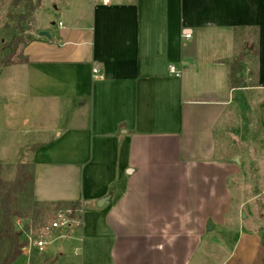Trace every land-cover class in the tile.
<instances>
[{"label": "crops", "instance_id": "crops-1", "mask_svg": "<svg viewBox=\"0 0 264 264\" xmlns=\"http://www.w3.org/2000/svg\"><path fill=\"white\" fill-rule=\"evenodd\" d=\"M57 1L58 27L34 29L24 60L0 68L26 115L10 166L23 154L34 165L37 210L81 214L48 237L72 241L73 264H193L210 233L234 228L219 264H264V0ZM254 45V86H233ZM251 89L255 115L242 102Z\"/></svg>", "mask_w": 264, "mask_h": 264}, {"label": "rangeland", "instance_id": "rangeland-1", "mask_svg": "<svg viewBox=\"0 0 264 264\" xmlns=\"http://www.w3.org/2000/svg\"><path fill=\"white\" fill-rule=\"evenodd\" d=\"M43 7L36 8L42 5ZM62 2L57 0H0V61L11 56V60L14 63L22 62L24 60L23 49L27 43L32 39V31L40 26H47L51 30H55L58 27L59 20L61 19L60 14L55 10V6H61ZM55 23V25H53ZM255 45L251 48L250 55L243 53L240 49L238 56V67L232 71L231 83L233 86L244 85L246 87H253L256 79V49ZM236 63V64H237ZM4 68V67H3ZM8 71L4 70L3 74H0V158H8L10 161L5 163L7 166H2V177L6 182H11L15 179L17 174L18 165L21 162H27L24 157L27 155H22V160H20L16 168L14 158H16V153L14 152V147L16 140L21 136L18 130H20L24 124L26 115H19V111L16 114L17 102L12 100L8 87L6 86V79L8 78ZM237 78L240 79L238 83ZM256 95L254 94V89H251L242 99L243 105L246 106L248 115H255L256 112ZM9 115H4V114ZM243 115V114H242ZM53 117V116H52ZM244 117V116H243ZM19 157V156H18ZM255 187L254 190H257ZM250 196L248 193L244 194L243 197L248 198ZM23 200V198H22ZM243 201L241 194H236L234 202L232 204V213H238V208ZM260 211L264 207V199L259 201ZM21 208L27 215L23 220L17 222V229H25L29 227L31 233L26 232L24 238L30 239L31 247L34 244V258L37 257V264H53V257L44 255L57 253L59 247H61L62 252L66 254L64 260H60L56 264H73L78 259L80 251L76 252V247L71 240L64 239L53 241L55 238L48 237L49 229L52 224L57 220V215L53 212H42L37 210L34 203L23 200L21 203ZM254 204L251 202L247 203L246 213L250 214L253 211ZM41 212L42 215H36L35 212ZM44 211V210H43ZM79 215L80 212H77ZM262 216V212H260ZM238 217L243 220L245 227L254 228L256 220L252 217L246 219L244 213H240ZM262 218H264L262 216ZM233 217L228 218V224L230 226L235 225L232 222ZM212 226V225H210ZM209 228V226H208ZM71 231V230H70ZM68 231V232H70ZM211 235L206 238L205 247L202 252L196 257L193 264H219L224 257H227L232 253L236 233L234 228L227 233V236H221L217 230L210 233ZM31 236V237H30ZM46 239L48 245L43 248L44 254H38L37 243L39 240ZM37 251V252H36ZM38 255V256H37ZM29 256L27 253L22 255L14 264H28Z\"/></svg>", "mask_w": 264, "mask_h": 264}, {"label": "trees", "instance_id": "trees-1", "mask_svg": "<svg viewBox=\"0 0 264 264\" xmlns=\"http://www.w3.org/2000/svg\"><path fill=\"white\" fill-rule=\"evenodd\" d=\"M38 8L40 7L38 6L36 10ZM12 64L15 63L9 55L0 61V68ZM237 81L239 83L240 79L237 78ZM34 186L35 171L32 163L21 162L18 165L16 177L11 182L3 180L2 165L0 164V264H14L30 244L29 239L24 238L26 234L23 231L24 229H17V222L27 216L20 206L22 201L34 202ZM261 212L264 217V207ZM35 213L36 215H42L39 211ZM69 217L81 221V215L75 210Z\"/></svg>", "mask_w": 264, "mask_h": 264}, {"label": "built area", "instance_id": "built-area-1", "mask_svg": "<svg viewBox=\"0 0 264 264\" xmlns=\"http://www.w3.org/2000/svg\"><path fill=\"white\" fill-rule=\"evenodd\" d=\"M96 5L108 6L112 3V0H93ZM62 26V24H60ZM185 39H190L191 34H186ZM172 73L176 74L177 76L180 75V72H177L173 67H170ZM94 74L99 76L101 74L100 69L95 68ZM73 213V210H67L65 212L58 213L57 220L52 224L51 228L54 230H64L66 232L73 230L76 227L80 226V221L76 219H72L69 216ZM30 242V239H29ZM30 245V244H29ZM48 245L46 239H40L37 243V247L39 250H43L45 246Z\"/></svg>", "mask_w": 264, "mask_h": 264}, {"label": "water", "instance_id": "water-1", "mask_svg": "<svg viewBox=\"0 0 264 264\" xmlns=\"http://www.w3.org/2000/svg\"><path fill=\"white\" fill-rule=\"evenodd\" d=\"M39 37H42V38H47V39H51V36H50V34H49V32H47V31H41V32H39ZM110 200V197H108V198H106V199H104L103 201H101L100 203H99V206L100 207H102L105 203H107L108 201ZM244 217H245V215H244ZM211 228V227H210ZM25 233L26 232H28V228H25L24 230H23Z\"/></svg>", "mask_w": 264, "mask_h": 264}]
</instances>
